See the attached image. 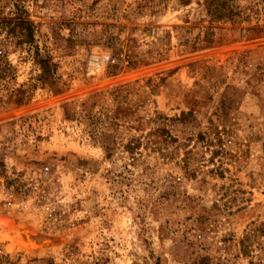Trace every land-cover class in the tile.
Wrapping results in <instances>:
<instances>
[{"label":"rangeland","instance_id":"rangeland-1","mask_svg":"<svg viewBox=\"0 0 264 264\" xmlns=\"http://www.w3.org/2000/svg\"><path fill=\"white\" fill-rule=\"evenodd\" d=\"M0 248L264 264V0H0Z\"/></svg>","mask_w":264,"mask_h":264},{"label":"built area","instance_id":"built-area-1","mask_svg":"<svg viewBox=\"0 0 264 264\" xmlns=\"http://www.w3.org/2000/svg\"><path fill=\"white\" fill-rule=\"evenodd\" d=\"M100 61H97V63H99ZM4 256V253L2 251V249L0 248V259Z\"/></svg>","mask_w":264,"mask_h":264}]
</instances>
